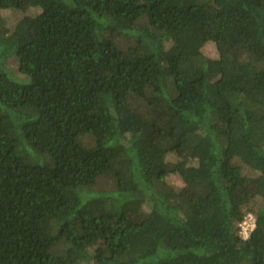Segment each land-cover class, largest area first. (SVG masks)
Wrapping results in <instances>:
<instances>
[{
	"label": "trees",
	"instance_id": "obj_1",
	"mask_svg": "<svg viewBox=\"0 0 264 264\" xmlns=\"http://www.w3.org/2000/svg\"><path fill=\"white\" fill-rule=\"evenodd\" d=\"M27 8L0 18V264H264V0H0Z\"/></svg>",
	"mask_w": 264,
	"mask_h": 264
},
{
	"label": "rangeland",
	"instance_id": "obj_2",
	"mask_svg": "<svg viewBox=\"0 0 264 264\" xmlns=\"http://www.w3.org/2000/svg\"><path fill=\"white\" fill-rule=\"evenodd\" d=\"M39 10L37 9H31V8H27V9H24V10H20V11H14V10H11V9H4V10H1L0 11V18L3 20V23L4 25H6V27L10 28L12 27V25L15 23V20L17 18H19V16L21 14H24V15H34L36 13H38ZM203 53L210 57V58H217L218 57V52L216 50V47L213 43H207L203 49H202ZM11 67L13 69L16 68V64L15 63H12ZM175 157L173 155H168V158L167 160L168 161H171L173 160ZM242 172L243 174L245 175H248V176H252L254 175L253 172H251L250 170H248L247 168H245L244 166L242 167ZM167 182L173 186V187H181L182 186V183L180 181V179L175 176V175H169L167 176L166 178ZM101 187V184H98L97 188Z\"/></svg>",
	"mask_w": 264,
	"mask_h": 264
},
{
	"label": "built area",
	"instance_id": "obj_3",
	"mask_svg": "<svg viewBox=\"0 0 264 264\" xmlns=\"http://www.w3.org/2000/svg\"><path fill=\"white\" fill-rule=\"evenodd\" d=\"M239 227V236L246 240L249 238L250 233L255 228V218L252 214H247L243 221L238 225Z\"/></svg>",
	"mask_w": 264,
	"mask_h": 264
}]
</instances>
